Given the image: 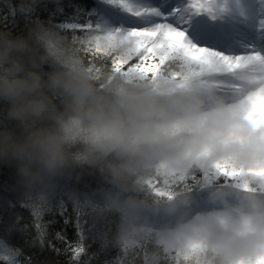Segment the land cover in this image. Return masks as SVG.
<instances>
[{
	"label": "clouds",
	"instance_id": "9594fccd",
	"mask_svg": "<svg viewBox=\"0 0 264 264\" xmlns=\"http://www.w3.org/2000/svg\"><path fill=\"white\" fill-rule=\"evenodd\" d=\"M245 5V0H240ZM37 0H19L31 16ZM228 7L236 4L229 0ZM84 48L37 18L25 34L0 28V166L15 186L41 198H80L70 178H98L92 193L100 217H118V237L199 247L190 264H255L264 255V176L245 171L221 184L216 165L264 168V127H254L225 92L182 63L156 76L87 62ZM113 55L126 56L119 47ZM243 91L264 84V69L235 75ZM218 207L191 214L193 185L171 198L151 194L159 177H191ZM245 186L250 190H245ZM168 222L155 226L153 217ZM147 264H160L154 251Z\"/></svg>",
	"mask_w": 264,
	"mask_h": 264
},
{
	"label": "trees",
	"instance_id": "16d2710c",
	"mask_svg": "<svg viewBox=\"0 0 264 264\" xmlns=\"http://www.w3.org/2000/svg\"><path fill=\"white\" fill-rule=\"evenodd\" d=\"M18 3L19 0H0V28L10 29L14 35L25 34L26 26L39 18L56 26L70 42L74 40L82 48L86 45L80 41L87 38L86 32L60 26L71 22L84 24L90 19L103 25L109 19L107 15L116 10L106 0H37L34 13L26 17L16 10ZM83 55L90 64L111 68L112 56L103 53L94 56L85 51ZM136 62L133 58L129 63ZM196 175L202 178L199 173ZM229 181L221 177L219 182ZM69 183L80 192L78 200L63 193L44 198L28 196L16 188L14 169L0 166V264H12L13 260L17 264H146V257L154 251L159 252L160 264H178L175 252L166 253L163 245H157L152 238L133 239L125 247L118 237V217H100L94 211L92 193L98 183L96 176L84 173L70 178ZM162 184L163 179L157 178L156 186ZM173 187L178 191L183 185ZM208 193L209 189L193 184L191 208L198 202L209 201ZM35 212H40L39 220ZM38 222L47 225L42 243L35 227ZM57 233L66 239L58 238ZM77 246H82L84 251L74 253ZM4 248L16 249L19 255L8 257Z\"/></svg>",
	"mask_w": 264,
	"mask_h": 264
},
{
	"label": "snow or ice",
	"instance_id": "6c2138e0",
	"mask_svg": "<svg viewBox=\"0 0 264 264\" xmlns=\"http://www.w3.org/2000/svg\"><path fill=\"white\" fill-rule=\"evenodd\" d=\"M114 8L127 14L129 23L118 27H105L99 21L89 20L84 24L71 22L62 24L64 29L81 30L86 32L87 38L81 40L85 52L96 55L103 53L112 56L111 68L115 71L136 72L144 77L156 76L163 68L182 63L203 77L216 87L225 92L239 91L238 104L244 117L254 127H264V84L249 91H243L235 80V75L242 68L258 67L264 69V49L257 45H242L244 51L240 54H225L215 49L200 46L189 37V30L194 25L197 16L207 15L211 19H223L229 16L233 19L242 18L244 21L255 20L258 34L264 35V0H251L254 11H250L240 0H232L236 8L228 7L229 0H106ZM91 15V14H89ZM75 39V37H74ZM126 47V56H116L112 51ZM133 58L136 63H129ZM127 65L126 70L125 66ZM219 176L227 180H234L245 171L250 174L264 176V168L236 169L227 165H216ZM157 178L163 179L160 187L156 186ZM148 182V187L154 196L158 198H171L175 191L173 185L196 184L200 179L197 175L191 177L170 176L157 177ZM191 181V183H189ZM245 190L248 189L245 186ZM39 220L40 212H35ZM68 221L66 220L65 223ZM41 243L46 235V224L36 223ZM57 237L66 239L60 233ZM139 240L135 237L123 241L125 247L131 240ZM164 251L175 252L174 259L178 264H190L197 251L198 243H192L187 249H180L175 243L162 244ZM8 257L19 255V251L4 248ZM82 246H77L73 252H83ZM7 258V257H6ZM12 264H17L15 260ZM147 264V257H146ZM255 264H264V255L257 257Z\"/></svg>",
	"mask_w": 264,
	"mask_h": 264
},
{
	"label": "rangeland",
	"instance_id": "374dc122",
	"mask_svg": "<svg viewBox=\"0 0 264 264\" xmlns=\"http://www.w3.org/2000/svg\"><path fill=\"white\" fill-rule=\"evenodd\" d=\"M168 3H175V0H168ZM245 7L248 8L250 11H254L253 6L251 4V0H245ZM107 17L109 18L106 20L108 24L107 23L103 24V26L105 27H118L121 24L127 26L129 23L127 14L119 9L117 12L114 10V12L109 13ZM208 17L209 16L207 15H200L195 18L194 25L192 28H190L188 33L189 37L193 40V42L200 46L207 47L210 49H215L225 54H233L232 52L236 54L242 53L244 50L241 49L240 44H238L237 42L233 44V46L229 45L228 41L220 36V32H218L216 28V23L209 21ZM225 17L228 18L229 16H225ZM237 19L241 23H243V25L246 26L245 27L246 29L252 30L253 28L256 27L255 20L244 21L242 18H237ZM233 26L238 27L239 25L233 23L232 27ZM215 207H218V205L215 206L199 205L197 208L194 209V211L191 214L195 215L200 212H205L207 211V209H210L209 211H211ZM0 245H1V241H0Z\"/></svg>",
	"mask_w": 264,
	"mask_h": 264
},
{
	"label": "bare ground",
	"instance_id": "6f19581e",
	"mask_svg": "<svg viewBox=\"0 0 264 264\" xmlns=\"http://www.w3.org/2000/svg\"><path fill=\"white\" fill-rule=\"evenodd\" d=\"M231 45V44H230ZM233 54H236V53H234V52H232Z\"/></svg>",
	"mask_w": 264,
	"mask_h": 264
}]
</instances>
